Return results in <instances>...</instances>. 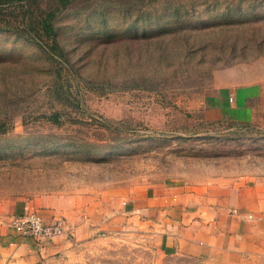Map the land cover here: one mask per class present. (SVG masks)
<instances>
[{"label": "rangeland", "instance_id": "374dc122", "mask_svg": "<svg viewBox=\"0 0 264 264\" xmlns=\"http://www.w3.org/2000/svg\"><path fill=\"white\" fill-rule=\"evenodd\" d=\"M119 2L135 5L129 22L112 19L114 38L85 32L76 41L77 28L63 25L73 59L84 73L112 76L149 69L163 49L169 55L157 65L165 79L154 89L103 92L82 83L60 100L48 92L45 54L20 33L21 2L0 0V202L58 195L65 210L49 222H59L73 243L38 264H198L167 253L161 234L193 217L157 209V189L168 182L178 195L184 187L201 193L264 184V122L205 113L223 86L264 82V0ZM176 7L182 16L171 14ZM141 9L150 16L139 20ZM169 31L164 48L136 61L134 51L136 63L119 64L136 33L157 40ZM103 48L106 65L95 58ZM63 101L59 120L45 114Z\"/></svg>", "mask_w": 264, "mask_h": 264}, {"label": "crops", "instance_id": "0c3cea01", "mask_svg": "<svg viewBox=\"0 0 264 264\" xmlns=\"http://www.w3.org/2000/svg\"><path fill=\"white\" fill-rule=\"evenodd\" d=\"M205 113L209 118L264 122V82L223 86ZM209 187L201 193L184 187L178 195L176 187L168 182L157 189V209L164 213L178 210L179 218L183 213L193 217L183 218L184 224L171 234H161L166 239L167 253L198 264H264V184ZM152 196H156L155 191ZM62 204V198L52 194L0 202V264H38L67 253L73 243L66 233L32 236L12 223L14 214L25 211H37L45 221H52L63 214ZM136 207L137 211L140 207L143 210V205Z\"/></svg>", "mask_w": 264, "mask_h": 264}, {"label": "trees", "instance_id": "16d2710c", "mask_svg": "<svg viewBox=\"0 0 264 264\" xmlns=\"http://www.w3.org/2000/svg\"><path fill=\"white\" fill-rule=\"evenodd\" d=\"M11 2H21L23 8V15L25 18V26L20 33H24V36H31L33 41L41 48L45 54L51 73L49 80L47 81L49 94L57 96L60 100H67L68 95L66 92L68 88H73V85L79 87L82 83L85 86L94 88L98 91L112 90L114 88H147L154 89L165 79L162 78L161 64H159L160 58L164 59L169 55L168 51L160 52L157 59V64L151 66L149 69H134L131 72L125 70L117 75H108L103 73L100 75L84 73L80 66L72 57V49L68 46V40L63 39L62 31L63 25L66 30H73L77 28L76 33L73 35L74 40H79V36L83 33H88L91 37H95L96 33H104V36H108L110 39L117 35L112 26L110 25L112 19L119 22H129L132 14V6L122 4L120 0H8ZM119 3V6L114 4ZM113 4V5H112ZM150 11L141 9L139 20H143L145 16H150ZM174 16L180 17V8L176 7V11L171 13ZM150 18V17H149ZM66 19V20H65ZM76 20V22H75ZM135 20V19H134ZM146 20V19H145ZM81 21V23H79ZM130 25H133V21H130ZM174 31H169L166 34H159V39L154 40V36L148 37L146 33H136V43H130L128 41L125 46L127 52V63H119L128 65L129 63H136L133 59L142 60L140 55L150 57L154 49L159 47L164 48L163 41L170 37ZM156 36V35H155ZM139 37H142L139 39ZM91 42V41H90ZM90 42L87 45H90ZM155 43V44H153ZM117 45L112 44L114 53H117ZM133 47V48H132ZM134 51H138L139 56L132 59ZM108 53L104 51V48L95 53V58L99 64L106 65V58ZM115 56V55H114ZM94 58V59H95ZM115 58H118L115 56ZM114 76V77H113ZM117 77V78H115ZM51 109L45 114H49L53 120H59L61 114L65 113L67 105L63 101L60 106L56 103H52ZM27 212V211H25ZM23 212V213H25ZM14 214V215H20Z\"/></svg>", "mask_w": 264, "mask_h": 264}, {"label": "built area", "instance_id": "2783aa9c", "mask_svg": "<svg viewBox=\"0 0 264 264\" xmlns=\"http://www.w3.org/2000/svg\"><path fill=\"white\" fill-rule=\"evenodd\" d=\"M12 223L22 232L32 236L52 237L61 230L59 222H47L37 211H27L20 215H13Z\"/></svg>", "mask_w": 264, "mask_h": 264}]
</instances>
